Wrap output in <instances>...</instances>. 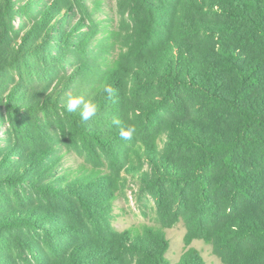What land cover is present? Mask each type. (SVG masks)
<instances>
[{
    "label": "trees",
    "instance_id": "16d2710c",
    "mask_svg": "<svg viewBox=\"0 0 264 264\" xmlns=\"http://www.w3.org/2000/svg\"><path fill=\"white\" fill-rule=\"evenodd\" d=\"M196 239L264 264V0H0V264H206Z\"/></svg>",
    "mask_w": 264,
    "mask_h": 264
},
{
    "label": "rangeland",
    "instance_id": "374dc122",
    "mask_svg": "<svg viewBox=\"0 0 264 264\" xmlns=\"http://www.w3.org/2000/svg\"><path fill=\"white\" fill-rule=\"evenodd\" d=\"M140 213L135 199L130 197V202L126 204V211L118 217L116 226L120 229H124L130 225H137L144 220L146 221ZM185 232L186 228L182 223H178L166 229L167 238L170 241V249L167 255L172 263L178 262L186 251L187 247L184 242ZM192 246L199 250L206 264H222L221 260L213 254L210 244H207L203 240L196 239L193 241Z\"/></svg>",
    "mask_w": 264,
    "mask_h": 264
},
{
    "label": "clouds",
    "instance_id": "9594fccd",
    "mask_svg": "<svg viewBox=\"0 0 264 264\" xmlns=\"http://www.w3.org/2000/svg\"><path fill=\"white\" fill-rule=\"evenodd\" d=\"M104 91L111 95L113 89L111 87H105ZM80 109V117L83 121H88L97 114L98 107L96 103L92 100L85 99L83 96H71L67 102V110L69 112H75L77 109ZM119 124V121H116ZM136 133V128L132 125L126 127H121L119 135L124 140H130L133 135Z\"/></svg>",
    "mask_w": 264,
    "mask_h": 264
}]
</instances>
